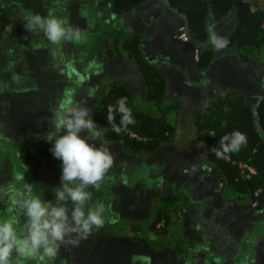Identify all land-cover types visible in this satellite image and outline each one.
<instances>
[{
  "label": "rangeland",
  "instance_id": "1",
  "mask_svg": "<svg viewBox=\"0 0 264 264\" xmlns=\"http://www.w3.org/2000/svg\"><path fill=\"white\" fill-rule=\"evenodd\" d=\"M246 1L264 10V0ZM37 14L65 20L79 38L54 44L42 29L27 30ZM231 29L228 21L212 22L206 42L191 40L184 15L166 0H144L118 15L109 0H0V220L15 218L18 235H27L22 204L28 187L56 203L62 162L47 138L56 135L53 113L69 101L92 116L100 92L118 79L131 90L132 107L164 114L176 128L153 152L89 136L114 160L101 186L88 189L87 207H105L103 227L86 237L66 235L54 258L43 247L32 257L13 249L10 264H264V188H227L196 136L197 114L219 93L237 88L251 104L264 93V65L242 63L211 43L213 35L225 40ZM131 34L141 35L144 55L166 76L160 105L144 99L140 73L121 46ZM203 46L213 49L214 59L199 71ZM68 209L71 219L70 201ZM99 232L135 240L107 241Z\"/></svg>",
  "mask_w": 264,
  "mask_h": 264
},
{
  "label": "trees",
  "instance_id": "2",
  "mask_svg": "<svg viewBox=\"0 0 264 264\" xmlns=\"http://www.w3.org/2000/svg\"><path fill=\"white\" fill-rule=\"evenodd\" d=\"M144 0H109L113 14H123L138 7ZM167 4L184 15L187 35L204 43L210 35L211 23L228 21L232 29L226 37V49L239 60L257 68L264 65V10L253 9L246 0H166ZM211 22V23H210ZM123 50L137 68L144 84V99L160 105L167 93V79L143 53L141 35L131 34L121 42ZM214 59V51L203 46L196 60L199 71L206 70ZM127 98L134 124L120 125L121 113L113 111L114 123L121 126L118 134L108 121L110 109L117 107L120 98ZM132 93L122 81L113 80L100 92L91 118L107 142H120L133 152H153L175 133L176 128L164 114L154 115L131 106ZM197 139L203 143L205 160L212 164L224 185L237 193L264 188V93L255 104L237 88L227 89L213 97L195 120ZM235 131L247 137L238 151L223 153L220 141ZM230 142V141H229ZM228 143V142H226ZM217 151L222 156H217ZM244 166L248 168H242ZM253 170V172L250 170Z\"/></svg>",
  "mask_w": 264,
  "mask_h": 264
},
{
  "label": "clouds",
  "instance_id": "3",
  "mask_svg": "<svg viewBox=\"0 0 264 264\" xmlns=\"http://www.w3.org/2000/svg\"><path fill=\"white\" fill-rule=\"evenodd\" d=\"M65 23V20L51 14L47 18L37 14L27 20L25 28L42 29L54 44H59L62 40L78 39L79 32L74 34L71 28L65 27ZM211 43L219 49L226 46L227 41L213 35ZM126 100V97L120 98L117 107L110 109L108 116L112 130L118 134L122 130L121 126L135 123ZM113 111L121 113V126L114 123ZM51 124L56 135L54 138H47L54 141L50 151L54 158L62 162L61 186L55 191L56 203L42 200L28 187L27 198L22 204L23 214L27 218V235L17 234L14 226L18 221L15 218L0 220V264H10L9 257L13 249L21 256L32 257L43 247L44 254L54 258L59 248L57 241L63 242L65 236L73 232L82 233L86 237L93 227L98 229L105 223L103 204H98L95 208L87 207L92 199V193L88 189L101 186L114 160L107 146L89 143V136L101 135L96 122L91 118V110L69 101L53 113ZM85 131L87 137L81 135ZM246 142V135L235 131L231 138L225 135L220 144L223 153H228L238 151ZM223 153L217 151V156H222ZM69 201L72 204L71 219Z\"/></svg>",
  "mask_w": 264,
  "mask_h": 264
},
{
  "label": "crops",
  "instance_id": "4",
  "mask_svg": "<svg viewBox=\"0 0 264 264\" xmlns=\"http://www.w3.org/2000/svg\"><path fill=\"white\" fill-rule=\"evenodd\" d=\"M144 2V1H143ZM196 49V48H195ZM198 49V48H197ZM196 49V50H197ZM197 56H198V50H197ZM197 56H196V58H197ZM100 233V232H99ZM101 234V237L102 238H104L105 240H107V241H112L110 238H120V239H122V238H130V239H132V240H135V238H133L132 236H117V235H110V234H107V232H102V233H100Z\"/></svg>",
  "mask_w": 264,
  "mask_h": 264
},
{
  "label": "built area",
  "instance_id": "5",
  "mask_svg": "<svg viewBox=\"0 0 264 264\" xmlns=\"http://www.w3.org/2000/svg\"><path fill=\"white\" fill-rule=\"evenodd\" d=\"M250 170L253 172V170L250 168Z\"/></svg>",
  "mask_w": 264,
  "mask_h": 264
}]
</instances>
